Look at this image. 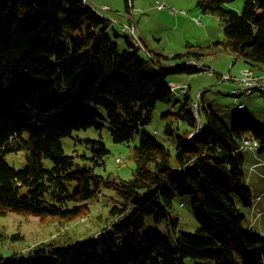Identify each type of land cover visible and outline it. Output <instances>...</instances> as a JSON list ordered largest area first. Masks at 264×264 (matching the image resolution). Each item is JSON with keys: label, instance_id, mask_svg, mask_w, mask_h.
<instances>
[{"label": "trees", "instance_id": "1", "mask_svg": "<svg viewBox=\"0 0 264 264\" xmlns=\"http://www.w3.org/2000/svg\"><path fill=\"white\" fill-rule=\"evenodd\" d=\"M232 1L196 0V6L224 20L225 40L216 44L252 68H264V0H245L240 12L224 7ZM130 2L125 0L126 11ZM109 25L82 0H0V215L70 222L88 216L90 202L99 198L108 207L98 236H62L27 254L13 249L7 259L0 253V264H264V235L246 224L239 206L251 200L239 151L248 137L244 119L236 117L229 127L203 102L202 115L200 102V129L187 92L174 101L181 102L176 111L161 115L164 134L175 138L174 152L142 131L156 105L172 101L168 76L201 73L179 63L201 54L153 53L149 68L126 35L128 48L121 50ZM88 128H107L121 143L141 132L132 177L96 172L109 153L102 139H85L91 156L65 152L64 137ZM249 136L264 151V129ZM9 154L24 159L23 167L11 164ZM185 197L199 225L193 233L177 232L180 217L170 210ZM150 216L171 228L173 242L157 228L144 232ZM232 243L247 252L243 261L236 260Z\"/></svg>", "mask_w": 264, "mask_h": 264}, {"label": "rangeland", "instance_id": "2", "mask_svg": "<svg viewBox=\"0 0 264 264\" xmlns=\"http://www.w3.org/2000/svg\"><path fill=\"white\" fill-rule=\"evenodd\" d=\"M93 1L94 4L91 1L90 4L96 12L102 11L104 5L110 7L108 11H103L105 18H117L120 22L135 25L142 42L150 53L155 54L157 52L153 51L149 45L164 50L166 53H183L191 50L201 54L197 61L206 66L207 70L192 75L181 72L168 76L170 86L190 84L191 98L188 101V107H194V104L199 101V91H203L204 98L201 97L202 115L203 102L213 107L229 127L233 125L236 117L244 119L243 126L247 129L248 138L250 139H255L249 136L253 129H264V92L256 91L252 96L242 95L237 97L230 94L231 81L220 82L224 76L240 77L244 69L238 73H235V69L233 70L234 73L230 72L235 66L233 65L235 58L230 52L226 51L224 45L216 44L225 40L224 20L221 17L208 12L204 13L196 6V0H133V5L130 2L128 13L125 0ZM244 2L245 0H235L226 3L224 7L240 12L244 7ZM133 9L134 17L130 13ZM108 33L118 42L121 50L128 48L124 37L126 34L116 23L110 22ZM141 55L147 59V54L144 51ZM148 67H152L150 61ZM211 70L214 71V75H210ZM181 77H184L183 81H181ZM171 81L177 83H171ZM172 93V101L170 103H158L152 112L151 122L142 126L141 130L149 131L152 136L174 152L176 149L175 138L164 134L163 127L166 121L161 115L166 111H176L181 106V102L174 104V101H183L184 96L176 91H172ZM240 103L245 104L244 109L239 108ZM94 108L105 114L103 107L95 105ZM198 122V127H203L202 120L200 119ZM184 129L185 127L182 126L181 131H184ZM140 136L141 132H137L131 141L121 143L113 140L107 128L102 131H97L94 128L78 129L74 130L70 136L64 137L63 145L67 154L91 156L90 146L85 139H102L107 145L109 153L105 158L106 165L97 167L96 172L111 175L116 179L119 177L128 179L132 177L136 165L134 151L135 146L140 142ZM259 149L255 150L258 151V156H263L264 159V151L259 153ZM241 153L244 157L243 168L247 178L253 184L252 175L259 177L261 180L255 184L262 190L256 193L254 189H251V183L248 181V189L251 193L250 205L246 206L240 202V210L246 216V224L252 223L257 228L256 230L264 235V215L259 223L253 221L255 207L264 213V165H256L255 171L250 173L249 164L256 161L255 156L252 154L253 150L248 149ZM117 156H121V161L117 160ZM7 160L17 168L23 167L24 159L19 160V155L9 154ZM172 160L175 161V154H173ZM45 162L49 167L52 165V162L48 159ZM105 193L114 194L113 191L108 189L105 190ZM102 201L103 197L90 202V214L70 222H60L57 218H49L41 222L38 217L23 216L13 211L8 212L6 215H0V233L3 236L0 240V253L7 259L13 254V249L19 252H28L31 247L40 242L55 238L60 239L62 236H71L78 240L98 236L105 227L103 218L108 214V207H103ZM170 210L172 214L180 217L177 232L193 233L197 230L199 225L193 214L191 200L188 197L176 199ZM154 228H157L163 235L168 236L171 242L175 240L170 227L165 223L157 225L154 218L150 216L146 219L144 232ZM15 234H21L22 238L11 239V236ZM232 248L238 262L243 261L248 255L237 243H232ZM200 263L205 264L203 261Z\"/></svg>", "mask_w": 264, "mask_h": 264}, {"label": "built area", "instance_id": "3", "mask_svg": "<svg viewBox=\"0 0 264 264\" xmlns=\"http://www.w3.org/2000/svg\"><path fill=\"white\" fill-rule=\"evenodd\" d=\"M84 3H90V0H82ZM110 7L108 5L102 6L101 10L108 11ZM129 12V11H128ZM130 13L134 17V9L130 11ZM110 22L116 23L119 27H125L126 31L132 33V41L133 43L138 46L142 51H144L148 56V49L144 45V43L141 40V37L133 24L120 22L117 18H108ZM196 21L199 22L198 19ZM197 63V62H196ZM205 70H207V67L205 66ZM214 71H210V75H214ZM224 81H231L233 88L235 89H242V87L245 86H251V84H264V77L261 76H254L253 75V69L246 67L243 69L242 74L240 77H233V76H224L220 82ZM181 89L186 91V84L185 85H178ZM187 93V92H186ZM203 95V91H199L198 93V99L200 100ZM245 96H252V95H245ZM242 104V107L244 106V103ZM248 149H259V146H257V143L254 141V139H250L247 137V143H241L239 150H248ZM117 160L121 161V156H117ZM28 252H24V254H27Z\"/></svg>", "mask_w": 264, "mask_h": 264}, {"label": "bare ground", "instance_id": "4", "mask_svg": "<svg viewBox=\"0 0 264 264\" xmlns=\"http://www.w3.org/2000/svg\"><path fill=\"white\" fill-rule=\"evenodd\" d=\"M85 4H88V5H91L90 3H85ZM92 6V5H91ZM104 10L102 11H97V13H99L100 15L104 16ZM108 19V18H107ZM120 29L128 36L131 38L132 40V33L126 31L125 27H120ZM148 54L149 56L148 57H153V53H150V51L148 50ZM197 62V63H196ZM179 63L181 64H184L186 66H194L196 68H199L201 69L202 71H205V66H203L200 62H198L197 60L195 59H189V60H184V61H180ZM253 75L254 76H261V77H264V74H257L254 70H253ZM171 87V90L172 91H176L178 93H181V94H185L186 92H188L189 90V85L186 84V91H184L183 89H181L178 85H173V86H170ZM256 91H263L264 92V84H251V86H245V87H242V89H235V88H232L231 89V94L234 95V96H242V95H253ZM200 102H201V99L196 102L194 104V107H193V110L195 112V114L197 115L198 117V120H200V115H199V106H200ZM239 108L240 109H244L245 108V104L244 106L242 107V104H239ZM202 129V127L200 128ZM254 141L257 143V146L260 147V144L258 142V140H255ZM242 143H247V137H245L242 141ZM240 152H244L246 150H239ZM258 164H262L264 165V162L263 163H258ZM258 164H255L253 165L252 167H249V171L250 173H252L253 171H255V168L257 167L256 165ZM250 182V180L247 178V182ZM251 183V182H250ZM248 185V184H247ZM263 217V212L262 211H259L256 207L254 208L253 210V221L256 223V222H260L261 219Z\"/></svg>", "mask_w": 264, "mask_h": 264}, {"label": "crops", "instance_id": "5", "mask_svg": "<svg viewBox=\"0 0 264 264\" xmlns=\"http://www.w3.org/2000/svg\"><path fill=\"white\" fill-rule=\"evenodd\" d=\"M93 4H94V1L93 0H90ZM134 7V6H133ZM127 13H128V11H127ZM135 19H136V17H135ZM136 21V20H135ZM138 24V23H137ZM139 26V25H138ZM146 41V40H145ZM148 44V43H147ZM149 45V44H148ZM149 47L153 50V51H155V52H157V53H159V54H161V55H168V56H172V55H176V54H178V53H173V52H170V53H166L164 50H160V49H156V48H153V47H151L150 45H149ZM232 54V53H231ZM233 55V57L235 58V61H234V63H233V65H235L234 66V68L233 69H231L230 70V72H233L234 73V69L236 70L235 71V73H238V72H240L243 68L245 69L246 67H250V68H252L244 59H242V58H240L239 56H236V55H234V54H232ZM257 74H264V68H259V67H253L252 68ZM184 80V77H181V81H183ZM171 83H177V82H175V81H171ZM179 84V83H178ZM181 84V83H180ZM190 88H191V86H190V84H189V90H188V94L190 95ZM233 88V85H231V88H230V94H231V89ZM190 98H191V96H190ZM203 98H204V95H203ZM207 105H208V103H206ZM251 150H253V156H255V159H256V161H254V163L253 164H249V167H252L253 165H255V164H258V163H263L264 162V159H263V156L262 157H260V156H258V151H256L255 149H251ZM252 178H253V184L251 183V189H254V191H256V193H258V191H261L262 189L260 188V187H258V185H256L255 183H257L258 181H260L261 179H259V177H256V176H254V175H252ZM254 186H256L255 188H254Z\"/></svg>", "mask_w": 264, "mask_h": 264}]
</instances>
